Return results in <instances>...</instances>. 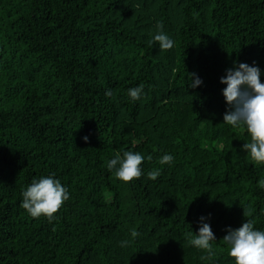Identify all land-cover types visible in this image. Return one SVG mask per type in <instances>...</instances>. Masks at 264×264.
<instances>
[{"label": "trees", "instance_id": "trees-1", "mask_svg": "<svg viewBox=\"0 0 264 264\" xmlns=\"http://www.w3.org/2000/svg\"><path fill=\"white\" fill-rule=\"evenodd\" d=\"M240 63L264 83V0H0V264H235L226 230L264 231V163L223 122ZM125 151L145 157L130 182L107 168ZM48 176L69 194L51 222L21 207Z\"/></svg>", "mask_w": 264, "mask_h": 264}, {"label": "clouds", "instance_id": "clouds-1", "mask_svg": "<svg viewBox=\"0 0 264 264\" xmlns=\"http://www.w3.org/2000/svg\"><path fill=\"white\" fill-rule=\"evenodd\" d=\"M157 34L153 40L159 43L161 50L173 48L174 41L162 31V23H157ZM188 76L195 77L194 73ZM202 81L196 77L191 87L200 85ZM220 83L226 84L223 89V96L230 109L223 116V122L234 128L244 127L250 136V142L243 144L242 149L246 150L252 160L257 163H264V83L260 81V69L256 66H249L240 63L237 68L226 70V75L221 78ZM144 85L128 89V95L133 99H139ZM111 90L105 92L110 96ZM87 141V137H83ZM151 156L147 159L151 160ZM145 157L139 153L125 151L123 156L119 153L107 163L111 171L115 169V176L124 181L130 182L139 179L142 175L140 165ZM173 157L165 154L161 157V164L171 163ZM118 165V167H117ZM160 175L159 170L148 173V177L155 180ZM23 200L21 207L32 217L44 215L51 222L54 214L57 213L65 201L69 199L67 189L62 186L58 179L52 176L41 177L33 180L27 189L22 193ZM201 217V221H203ZM227 234L222 238L229 246L228 255L234 258L235 264H264V231L254 229L252 220H246L237 229L228 228ZM138 235L133 230L132 237ZM190 244L205 250L210 258L214 255L212 241H215L214 233L210 225L201 223L198 234L189 233ZM130 241H121V247H125ZM206 257H201L205 259Z\"/></svg>", "mask_w": 264, "mask_h": 264}]
</instances>
